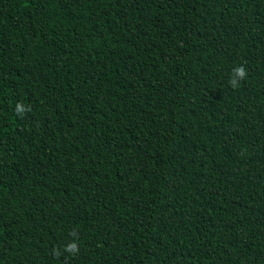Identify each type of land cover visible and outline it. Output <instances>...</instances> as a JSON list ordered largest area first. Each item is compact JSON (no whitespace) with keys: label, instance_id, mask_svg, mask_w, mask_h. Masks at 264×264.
Listing matches in <instances>:
<instances>
[{"label":"trees","instance_id":"16d2710c","mask_svg":"<svg viewBox=\"0 0 264 264\" xmlns=\"http://www.w3.org/2000/svg\"><path fill=\"white\" fill-rule=\"evenodd\" d=\"M0 264H264V0H0Z\"/></svg>","mask_w":264,"mask_h":264},{"label":"clouds","instance_id":"9594fccd","mask_svg":"<svg viewBox=\"0 0 264 264\" xmlns=\"http://www.w3.org/2000/svg\"><path fill=\"white\" fill-rule=\"evenodd\" d=\"M234 72L236 75L239 76V78L241 80L245 79L247 77V70L241 65V66H238L236 69H234ZM232 87H237L238 84H237V81L235 79L231 80L230 81Z\"/></svg>","mask_w":264,"mask_h":264}]
</instances>
